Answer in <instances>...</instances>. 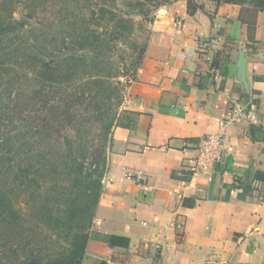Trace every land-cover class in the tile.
<instances>
[{
  "label": "crops",
  "instance_id": "crops-1",
  "mask_svg": "<svg viewBox=\"0 0 264 264\" xmlns=\"http://www.w3.org/2000/svg\"><path fill=\"white\" fill-rule=\"evenodd\" d=\"M249 9L204 1L191 13L180 0L158 12L125 91L122 109L136 122L112 131L83 264H264V11ZM241 50L249 93L236 69ZM235 104L253 120L229 126L222 162L199 170V141ZM126 167L144 173L142 184Z\"/></svg>",
  "mask_w": 264,
  "mask_h": 264
},
{
  "label": "trees",
  "instance_id": "trees-1",
  "mask_svg": "<svg viewBox=\"0 0 264 264\" xmlns=\"http://www.w3.org/2000/svg\"><path fill=\"white\" fill-rule=\"evenodd\" d=\"M172 1L0 0V264H83L112 131L136 122L122 106L150 38L142 21Z\"/></svg>",
  "mask_w": 264,
  "mask_h": 264
},
{
  "label": "built area",
  "instance_id": "built-area-1",
  "mask_svg": "<svg viewBox=\"0 0 264 264\" xmlns=\"http://www.w3.org/2000/svg\"><path fill=\"white\" fill-rule=\"evenodd\" d=\"M178 26H182V20H179ZM206 60L210 61V57H206ZM246 119L253 120V115L248 113L245 107L241 104H235L232 109V114L226 119H217L219 124V131L214 134H209L203 137L198 144L196 164L197 168L201 171H208L214 167L217 163L222 162L223 159V144L225 140L226 130L229 126L236 122ZM125 178L136 184H142L144 181V173L142 171H133L129 168H124ZM155 252L160 249V245L157 244L154 247Z\"/></svg>",
  "mask_w": 264,
  "mask_h": 264
},
{
  "label": "water",
  "instance_id": "water-1",
  "mask_svg": "<svg viewBox=\"0 0 264 264\" xmlns=\"http://www.w3.org/2000/svg\"><path fill=\"white\" fill-rule=\"evenodd\" d=\"M236 69L239 80L241 81L246 92L249 93L250 89L247 81V60L243 50L239 52V57L236 63Z\"/></svg>",
  "mask_w": 264,
  "mask_h": 264
},
{
  "label": "rangeland",
  "instance_id": "rangeland-1",
  "mask_svg": "<svg viewBox=\"0 0 264 264\" xmlns=\"http://www.w3.org/2000/svg\"><path fill=\"white\" fill-rule=\"evenodd\" d=\"M185 1H186V0H185ZM207 1H209V0H207ZM194 2H195V4L198 5V4H200V3L204 2V1H202V0H197V1H194ZM172 3H173V1H172ZM172 3H171V4H172ZM166 6H167V5H166ZM164 8H165V6H162L161 8L155 10V11L151 14V17H152L153 19H155V17H157L158 12L164 10ZM138 20L142 21L141 18H138ZM153 21H154V20H153ZM152 23H153V22H152ZM152 23H149V22H147V21H145V20L142 21L143 26H144L147 30H150L149 26H150ZM136 33H137L138 41H139V42L143 41V39L146 37V34H147V32H146L145 30H137ZM122 48H125V46H123ZM122 107H123V106H122ZM119 110H121V108H120ZM20 202H21V201H20ZM22 204H23V203H22ZM18 205L21 206L20 203H19Z\"/></svg>",
  "mask_w": 264,
  "mask_h": 264
}]
</instances>
